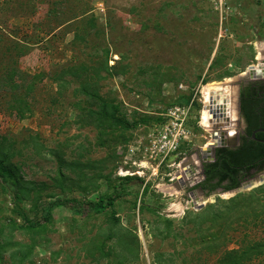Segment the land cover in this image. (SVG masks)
Segmentation results:
<instances>
[{
    "label": "rangeland",
    "instance_id": "374dc122",
    "mask_svg": "<svg viewBox=\"0 0 264 264\" xmlns=\"http://www.w3.org/2000/svg\"><path fill=\"white\" fill-rule=\"evenodd\" d=\"M0 28V152H13L19 168L0 179V264H264V180L236 200L232 192L204 199L189 192L196 179L182 168L225 130L223 121L203 127L205 87L231 96L242 73L264 66V0H0ZM83 68L99 71V94L129 120L136 113L154 122L192 104L178 158L154 175L145 151L150 122L121 131L97 120V103L76 93L82 80L68 74ZM10 83L34 85L23 120L5 108L17 92ZM175 173L182 179L171 182ZM125 176L139 181L113 213L55 205L120 194Z\"/></svg>",
    "mask_w": 264,
    "mask_h": 264
},
{
    "label": "trees",
    "instance_id": "16d2710c",
    "mask_svg": "<svg viewBox=\"0 0 264 264\" xmlns=\"http://www.w3.org/2000/svg\"><path fill=\"white\" fill-rule=\"evenodd\" d=\"M4 30L0 28V34ZM1 36V35H0ZM8 46L11 45L13 48H16L17 46L19 49H21L22 45H19L20 43H15V41L8 40ZM17 45V46H16ZM7 46V48H8ZM23 48V47H22ZM109 54V50H106V52L103 54V56L107 59ZM108 60V59H107ZM107 60L104 61V71L109 75L112 76L113 74V67H109ZM88 68L81 69V73L78 70L70 71L68 74L73 76L75 79H81L82 82L79 85V90L76 91V93H79L83 95L84 97H87L91 99V101H95L98 105V111L94 113L95 118L97 120H101L104 122H108L110 126H114L118 128L121 131H131L136 129L139 125H146L150 122V119L145 118H136L134 113L133 119L129 120L123 112L120 110V103H117L113 98L108 99L107 97H103L99 94L98 90L96 89L99 82L103 80L99 75V71L94 72L95 76L89 75ZM92 74V73H91ZM9 74H7L8 77ZM1 78V77H0ZM28 75L25 74V84H23L24 79L22 82L19 83V85L25 86L27 83ZM36 76L32 77L31 80H36ZM60 83H64L62 81V78H58L57 80ZM34 83V82H32ZM12 84V83H10ZM18 84H12L11 88H15L14 91H17L15 95H12V99L5 102L6 110H11L15 113V116L18 119L23 120L27 116L31 115L33 107H32V99H34V95L32 94L34 85L32 84L31 87H20ZM62 85V84H61ZM1 86V81H0ZM68 88V85L66 83L63 84V90ZM25 89H30V92L28 95H25ZM20 90V95L18 94V91ZM245 92V90L243 91ZM242 92V97L244 93ZM254 97L257 99L259 96H264V94H261L260 92L253 91ZM4 97V94L0 91V100ZM10 97V96H8ZM2 103V102H1ZM254 109V108H253ZM245 111V109H244ZM255 111V109L253 110ZM261 116L256 117L254 120L251 118H248L247 112L244 114L247 121L248 126V136L247 138L243 137L241 146L236 149H229V148H218L215 151V158L212 162L207 164L205 166V180L203 183L200 184V187L203 190H207L208 193L212 192L216 188H222L223 191H233L241 186V183L245 181L248 177V170L258 160L264 158V143L259 142L257 140L264 141V135L263 134H257L255 136V139L247 140L250 138L251 135V127L252 129L262 127L264 129V111H261ZM164 122V118L162 116H158L155 118L154 122H150V127L148 131L154 127L157 124H162ZM31 141L32 146L37 144V140L33 139ZM28 140L24 141V147L29 146ZM184 147L182 145L180 147V150ZM15 154L13 152L9 153L7 152H0V179L3 180H11L16 174L18 173L19 168L17 167V163H13L11 161V158H13ZM264 163V162H263ZM78 162H72L70 165L71 168L76 166L77 167ZM81 165V164H78ZM83 167L89 168L91 165L86 164L82 165ZM94 168V167H93ZM91 168V169H93ZM261 169H264V167ZM120 182L122 183V188L120 189V194L116 193L113 195H102L98 197L96 200L93 201H79L76 198H68V199H62L55 202V205L66 207L69 209H74L78 206H82L85 209H88L90 212L101 215L104 214L107 210H110L112 213L114 212L113 208L115 205V201L119 199V197L123 194L125 188L130 186L131 184L138 182L139 180L135 178L134 176H125L119 178ZM217 179V182L215 184H211L212 181ZM223 182H227V184L223 185ZM22 187L20 188V190ZM25 189V188H24ZM28 194H34L37 196V192L34 188L31 186L28 187ZM25 192V191H24ZM34 195V197H35ZM244 194L239 193L232 198V200H236L240 197H242ZM16 214L18 216H21V214L17 211ZM50 211L47 212L45 221H49L50 219ZM22 218H24L22 216ZM214 221V220H212ZM38 224V222L35 223H28L27 227H34Z\"/></svg>",
    "mask_w": 264,
    "mask_h": 264
},
{
    "label": "flooded vegetation",
    "instance_id": "af4514ba",
    "mask_svg": "<svg viewBox=\"0 0 264 264\" xmlns=\"http://www.w3.org/2000/svg\"><path fill=\"white\" fill-rule=\"evenodd\" d=\"M260 65H262V63H257V67L258 68L257 71H259V75L260 76H256V78L250 80V81H246L243 82L241 81L240 83H236L234 86V94L232 93L231 96H222V94H219L218 97H214L215 95H213V100L212 101H208L207 102V106L206 109L208 110V108L211 106V103L213 104V108H215V106L220 108V113L222 116H219L220 113L212 115L211 120H215V121H223L222 126L225 128V130H223L224 132L227 133V137L230 135L231 136H236L237 137V141H236V145L234 146H228V145H224V146H220L215 148H229V149H236L238 147L241 146V142H242V138L245 137L247 138L248 136V126H247V121H246V117H245V113L247 112V116L248 118H251V120L255 119L256 117L261 116V111H264V96H259L257 97V99L254 97V92L253 91H257L260 92L261 94H264V66L262 65V67H258ZM232 89V88H231ZM232 89V90H233ZM245 90V92H243ZM242 92L244 93L243 97H242ZM217 99L216 103L215 100ZM255 111H253L254 109ZM230 109V110H229ZM245 109V111H244ZM232 110V114L234 113L235 115V119L231 120L230 119V113ZM228 113V114H227ZM219 117V118H218ZM232 121V122H231ZM236 122V123H235ZM228 127H234V131L231 129L228 131H226ZM254 127V126H252ZM251 127V135L250 138L247 140H254L255 136L257 134H263V132H259V130H264L262 127H258L255 129H252ZM223 131H219V132H223ZM230 134V135H229ZM216 138V136L214 137ZM213 138V139H214ZM212 139V140H213ZM259 142H263L261 140H257ZM208 143V142H207ZM207 145H205L203 148H206ZM208 148V147H207ZM201 151V150H200ZM201 153V152H200ZM193 159H195V163L190 160L189 162H193L190 165L185 166L188 170L185 171V174L189 173L191 176V178L196 179V181L193 183L195 186L194 188H192L189 192L192 193L193 195L201 194L202 196H210L212 194H218V193H228L231 191H223L222 188H216L215 190H213L212 192L208 193L207 190H203L200 187V184L204 182L205 180V166L207 164H209L210 162H212L215 158V152L212 156L206 158L204 160L202 154L198 157L195 156V154L192 155ZM264 158L258 160L257 162H255L254 164H252V166L249 168L248 170V174L249 177L243 181L241 183V185L245 182H249V181H255L256 179H259L263 174H264V169H261V167H264ZM181 177V175H178ZM178 180V179H177ZM217 182V179H215L214 181L211 182V184H215ZM223 185L227 184V182H223Z\"/></svg>",
    "mask_w": 264,
    "mask_h": 264
},
{
    "label": "built area",
    "instance_id": "2783aa9c",
    "mask_svg": "<svg viewBox=\"0 0 264 264\" xmlns=\"http://www.w3.org/2000/svg\"><path fill=\"white\" fill-rule=\"evenodd\" d=\"M220 5H222V1H220ZM191 106L192 104L174 105L168 108L162 116L164 122L149 130L145 151L148 154L154 175H157L160 168L167 165L171 159L175 157L177 159L180 147L188 142V121ZM183 171L185 173V169ZM176 174L170 179L171 182L177 178Z\"/></svg>",
    "mask_w": 264,
    "mask_h": 264
},
{
    "label": "water",
    "instance_id": "95a60500",
    "mask_svg": "<svg viewBox=\"0 0 264 264\" xmlns=\"http://www.w3.org/2000/svg\"><path fill=\"white\" fill-rule=\"evenodd\" d=\"M258 67H262V65L259 64ZM258 68H255L253 66H250L248 68V72H244L242 73L240 76H239V80L240 81H243V82H246V81H250L254 78H256V76H260L258 73L259 71H257ZM213 99V98H212ZM216 99V98H215ZM212 101V100H211ZM217 99L215 100V103H216ZM211 107V108H210ZM208 108V110H210L209 112H211L213 115L215 114H218L220 113V108L217 106H215V108H213V104L211 103V106ZM219 116H222L221 113ZM259 132H263L264 133V130H259ZM213 136L216 138L213 139L211 142L208 143L207 147L208 148H203V149H200L201 151V154L204 158V160L210 156H212L215 152V148L217 147H220V146H224V145H228V146H234L236 145V141H237V137L236 136H228L227 137V133L226 132H214L213 133ZM183 169H185V171H187L186 167H185V164H183L182 166ZM189 173V171H188ZM177 178L178 180H181V177L177 175ZM264 180V177L261 176L259 179H256L255 181H249V182H245L243 183L239 188L231 191L233 195H237L239 193H242L248 189H251L255 186V184L257 182H263ZM175 187L177 188V190H180L179 188V184L177 183L175 185ZM203 198L204 199H207L206 196L203 195ZM211 200H213V197L211 198ZM190 207L196 209V210H200L203 208V205L200 204V205H193L192 203L189 205Z\"/></svg>",
    "mask_w": 264,
    "mask_h": 264
},
{
    "label": "bare ground",
    "instance_id": "6f19581e",
    "mask_svg": "<svg viewBox=\"0 0 264 264\" xmlns=\"http://www.w3.org/2000/svg\"><path fill=\"white\" fill-rule=\"evenodd\" d=\"M261 51V50H260ZM264 54V53H263ZM263 54H261L260 56H262ZM248 72V71H247ZM217 88L214 86V85H208L205 87V90H204V94H205V97H206V100L207 102L208 101H211L213 100L212 97L213 95H215L217 90ZM223 90V89H222ZM227 91V89H226ZM216 92V93H215ZM220 92V91H219ZM215 93V94H213ZM224 96V95H223ZM215 97V96H214ZM214 104V103H213ZM211 108V107H210ZM230 110V109H229ZM210 110H207V112H204L203 116H202V121H203V127L204 128H209L210 127V120L212 118V115H211V112H209ZM228 114V113H227ZM219 118V117H218ZM230 119L231 120H234L235 119V115L234 113L232 114V110H231V113H230ZM232 122V121H231ZM236 123V122H235ZM214 124V123H213ZM225 125V124H224ZM223 125V126H224ZM230 135V134H229ZM231 136V135H230ZM215 139V138H214ZM207 148V147H206ZM188 174V173H187ZM189 176V175H188Z\"/></svg>",
    "mask_w": 264,
    "mask_h": 264
}]
</instances>
